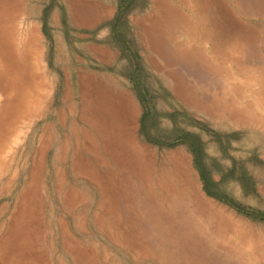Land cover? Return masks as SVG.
<instances>
[{"label":"rangeland","instance_id":"374dc122","mask_svg":"<svg viewBox=\"0 0 264 264\" xmlns=\"http://www.w3.org/2000/svg\"><path fill=\"white\" fill-rule=\"evenodd\" d=\"M0 25L49 85L0 168V264H264V0H0Z\"/></svg>","mask_w":264,"mask_h":264},{"label":"bare ground","instance_id":"6f19581e","mask_svg":"<svg viewBox=\"0 0 264 264\" xmlns=\"http://www.w3.org/2000/svg\"><path fill=\"white\" fill-rule=\"evenodd\" d=\"M1 28L0 77L9 76L8 84L11 88L5 96V102H10L12 111L0 118V168H4L23 133L21 129H15L16 125L33 119V115L47 98L49 85L43 69L39 38L34 28L30 25L23 31L14 29L10 37L6 38ZM4 62L8 64L4 66ZM4 67L6 71L2 70Z\"/></svg>","mask_w":264,"mask_h":264},{"label":"crops","instance_id":"0c3cea01","mask_svg":"<svg viewBox=\"0 0 264 264\" xmlns=\"http://www.w3.org/2000/svg\"><path fill=\"white\" fill-rule=\"evenodd\" d=\"M14 10H11L9 11L8 13V17H10L11 20H16L14 17ZM13 13V14H12ZM100 16H98L99 18ZM106 21H109V18H106V16H102V18L98 20V23H97V26H101V24H103L104 22ZM14 23H6V25H13ZM5 25V24H3ZM3 25H0V26H3ZM89 37V36H88ZM105 36H99L97 39L98 41H89L85 44H83V47L82 49L85 51V52H89V51H92L94 52L95 55H93L94 58H97L99 60V62H104L105 64H107V62L105 61L106 57H107V53L106 52H112L114 53L113 55V58H110L112 59L111 62L109 63V65H112V64H117V61H118V58H119V54L118 52H116V50L112 47V46H109V45H106L104 42L105 40L104 39ZM101 41V42H99ZM114 49V51H113ZM103 64V63H102Z\"/></svg>","mask_w":264,"mask_h":264},{"label":"trees","instance_id":"16d2710c","mask_svg":"<svg viewBox=\"0 0 264 264\" xmlns=\"http://www.w3.org/2000/svg\"><path fill=\"white\" fill-rule=\"evenodd\" d=\"M192 153H193V155L195 156L196 161H197V163H198V159H200V158H199L200 151H199L198 148L196 147L195 149H192ZM200 172H201V175H202L203 178H204V174H203V173H204V170L200 168ZM204 181H205V179H204ZM208 194H209V195H213L214 197H217V198L220 199L219 196H216V195L210 193L209 191H208ZM235 207H236V206H235Z\"/></svg>","mask_w":264,"mask_h":264}]
</instances>
